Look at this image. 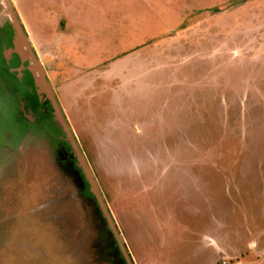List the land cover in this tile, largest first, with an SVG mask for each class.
I'll list each match as a JSON object with an SVG mask.
<instances>
[{
	"label": "rangeland",
	"instance_id": "374dc122",
	"mask_svg": "<svg viewBox=\"0 0 264 264\" xmlns=\"http://www.w3.org/2000/svg\"><path fill=\"white\" fill-rule=\"evenodd\" d=\"M0 8V264H264V0Z\"/></svg>",
	"mask_w": 264,
	"mask_h": 264
},
{
	"label": "water",
	"instance_id": "95a60500",
	"mask_svg": "<svg viewBox=\"0 0 264 264\" xmlns=\"http://www.w3.org/2000/svg\"><path fill=\"white\" fill-rule=\"evenodd\" d=\"M12 21H13V25L17 31V34H18V38L21 40V42L23 43L26 51H27V54H28V57L30 60L33 61L34 63V66L36 67V70L39 72L40 74V80L50 98V100L52 101L53 105H54V108H55V113H56V116L60 122V124L63 126L64 130L66 131V133L68 134L71 142H72V145L78 155V159L80 160L85 172H86V175H87V178L89 179L91 185H92V191L95 193L96 197L98 198V201L100 202V205L102 207V210L104 212V215L106 217V219L108 220L110 226L116 231L115 229V224H114V221L112 219V216L104 202V199L102 198L101 194H100V190L98 188V185L96 184V181L93 177V174L91 173L90 169L88 168V165L86 164V161L83 157V155L81 154L80 152V149L78 148V146L76 145L75 143V140H74V137L71 133V130L69 128V124H68V121L62 111V108L61 106L58 105V102L55 98V95L52 93V88L49 86L48 84V81L45 77V74H44V69L43 67L41 66V64L38 63L37 61V58H36V55L33 51V48H32V41L30 39V37H28L25 33H24V30L20 24V21L18 20L17 18V15H15V12L13 10V16H12ZM120 245L122 247V250L124 252V255L126 256L127 260H128V264H132L131 263V260L130 258L128 257V253L126 251V248L124 247L123 245V242L121 241L120 239Z\"/></svg>",
	"mask_w": 264,
	"mask_h": 264
},
{
	"label": "crops",
	"instance_id": "0c3cea01",
	"mask_svg": "<svg viewBox=\"0 0 264 264\" xmlns=\"http://www.w3.org/2000/svg\"><path fill=\"white\" fill-rule=\"evenodd\" d=\"M115 72V74L116 73H123V72H125V71H123V72H120V71H114ZM112 73V71H89L88 73H86V74H89V75H96L97 76V80L98 81H101V79H102V77H105V75L107 76V75H110ZM78 79V78H77ZM81 82H83V79H82V81H80L78 84H83V83H81ZM94 82V79L92 80V83ZM92 83H90V84H92ZM82 86H84V85H82ZM77 88L79 89V90H86V89H88L89 87H87V88H85L84 87V89L82 88V87H80V85L79 86H77L76 87V91H77ZM121 136V135H120Z\"/></svg>",
	"mask_w": 264,
	"mask_h": 264
},
{
	"label": "flooded vegetation",
	"instance_id": "af4514ba",
	"mask_svg": "<svg viewBox=\"0 0 264 264\" xmlns=\"http://www.w3.org/2000/svg\"><path fill=\"white\" fill-rule=\"evenodd\" d=\"M4 6H6V5L4 4ZM0 10H1V8H0ZM3 23L6 24V25L11 29V32H13V34H14L15 30H14V25H13L12 20H9V19L7 18V20H4ZM3 33H4L5 35H7L6 32H3ZM5 37L8 38V35L5 36ZM10 40H11V39H10Z\"/></svg>",
	"mask_w": 264,
	"mask_h": 264
}]
</instances>
